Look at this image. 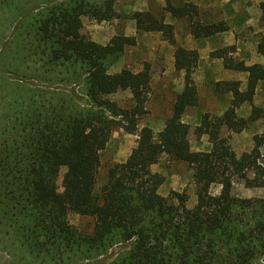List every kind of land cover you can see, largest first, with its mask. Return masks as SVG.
<instances>
[{"label":"trees","instance_id":"obj_1","mask_svg":"<svg viewBox=\"0 0 264 264\" xmlns=\"http://www.w3.org/2000/svg\"><path fill=\"white\" fill-rule=\"evenodd\" d=\"M10 2L17 1L0 0V5ZM114 3L25 0L21 8L14 4L15 16L0 29V242L20 248L33 264H79L116 243L122 246L105 264H264V193L245 197L232 192L234 175L264 187L259 160L264 132L254 134L250 152L239 156L229 134H222L223 128L240 131L264 114L254 105L247 117L236 114L264 80V64L246 65L227 55L232 45L212 52L224 66L246 71V84L240 89L239 80L214 82L232 97L222 114L204 112L192 128L196 135H208L210 149L190 150L191 127L180 116L195 101L196 87L184 49L174 50L175 66L185 68L184 87L155 134L148 125L139 127L150 87L149 64L138 71L125 66L108 72L135 36L119 32L102 44L80 31L83 15L117 17ZM167 12L186 19L198 36L226 29L223 21L201 22L191 1L165 0L156 11L135 10L129 17L137 33L157 30L173 42ZM124 89L131 92L128 105L107 97ZM116 128L137 134L136 144L123 161L108 166L96 188L99 152ZM162 154L191 168L193 206L186 204L185 189L158 193L164 176L150 165ZM214 183L220 185L217 193L210 190ZM69 211L91 216V231L70 224Z\"/></svg>","mask_w":264,"mask_h":264},{"label":"crops","instance_id":"obj_2","mask_svg":"<svg viewBox=\"0 0 264 264\" xmlns=\"http://www.w3.org/2000/svg\"><path fill=\"white\" fill-rule=\"evenodd\" d=\"M160 5H164V0H156ZM191 1L199 6L205 5L209 8H214L219 14V17L228 24L227 6L229 0H184ZM202 1V2H201ZM148 0H134L126 4L125 12L130 9L133 10H145L148 9ZM201 2V3H200ZM233 2V1H232ZM141 5V7H138ZM234 6V4L232 3ZM227 15V16H226ZM165 21L174 25V39L173 42H169L164 39L160 31H146L138 35L135 30V21L133 18H127L124 23H119L117 18H114L113 22L108 27L100 28L97 31V35L92 36L93 40L105 44L116 33V31L122 30L124 35L135 36V43L132 46L139 47L145 46L148 51L147 55L136 54L134 49L128 56L120 55L117 60L111 64L108 72H117L123 67H129L133 71H138L143 68L144 64H149L151 72L150 87L147 92L146 102L144 104L145 113L142 115L139 125H148L156 134L164 127L166 118L172 112V105L175 100V94L182 91L184 87V67L175 66L174 50L176 47L184 49V55L191 59L190 77L192 78L196 92L194 94L195 101L192 104H187L180 116V120L184 123L190 124V131L188 134L189 148L194 151H208L211 147V143L208 141V135L202 133L200 135L193 134L192 128L197 126L201 119V114L204 112H210L220 115L229 104V100L232 97L230 91L217 90L213 82L219 80H239L240 89H244L246 84L247 72L242 70H236L224 66L222 57L212 54L213 51L222 48L223 45H229L234 40L227 39L225 32L229 30H223L209 35L206 37H193L189 31H181L179 33V27L177 28L176 18H173L169 12L165 14ZM96 24H92L94 26ZM120 29V30H119ZM95 30V29H94ZM105 34H108L107 38ZM154 37L156 41L153 40ZM216 37L217 39H213ZM238 48V47H237ZM129 50V49H127ZM232 53V54H230ZM252 54H255L253 56ZM227 55H231L233 58L243 60L246 65L251 63L264 64V56L259 53H251L248 55H237L236 48L233 52H227ZM159 64L158 70H152ZM118 94L124 95L128 100L131 98V92L128 89L119 90L110 94V99L121 104ZM118 96V97H117ZM252 105L258 106L264 109V80L257 82L254 95L250 102H242L236 108V114L240 117H247L251 111ZM264 132V114L259 118L249 121L244 128L240 131H229L225 128L222 129L223 135H228V141L235 152L236 156H239L243 151H247L253 146V135L256 133ZM130 134V133H127ZM135 139L128 148L126 156H128L132 147L136 144L137 134H133ZM162 159L165 155L161 156ZM168 162L172 160H167ZM174 161V160H173ZM180 162V161H176ZM152 163L150 169H154ZM183 169V167H182ZM184 176L191 175L190 167L184 168ZM183 169V170H184ZM160 174L164 176L163 182L158 186V192L161 194V189H175L184 188L186 185L191 187L193 182L187 184L176 169L166 170V168L160 167L158 169ZM169 171V172H168ZM178 183V184H177ZM166 193V192H165ZM251 195V194H250ZM247 195V196H250Z\"/></svg>","mask_w":264,"mask_h":264},{"label":"rangeland","instance_id":"obj_3","mask_svg":"<svg viewBox=\"0 0 264 264\" xmlns=\"http://www.w3.org/2000/svg\"><path fill=\"white\" fill-rule=\"evenodd\" d=\"M16 1L17 2H13L12 5H11V2L6 5L5 4L0 5V29L5 27L6 24L9 23L10 18L15 16L16 8L14 4H18V6L16 7L21 8L25 0H16ZM131 1H134V0H115L114 9L116 11L117 17H114V18H117V21L119 23H124V21L127 18H130L129 14L132 11H135L129 8V10L125 12L126 4H128V2H131ZM182 1L184 0H171L173 4H179ZM204 1L206 0H203V2ZM31 3L32 1L28 2V4H31ZM147 3H148V8L153 11H156L162 6L156 0H148ZM232 3L234 4V6L232 5ZM200 5L201 6L197 5L199 13H198V16H196V18H199V20L203 23L223 21L225 23L226 29L229 30L227 33L225 32V35H226L225 37H227V39L235 41V42L230 43L229 45H226V46L223 45L222 46L223 49L224 48L227 49L229 46L232 45L234 50L236 48L237 55H242V54L248 55L254 52V53H259L264 56V0H229V4L227 6L228 24H226V22L219 17V14L215 11L214 8H209V7H206L205 5L203 6V4H200ZM138 7H141V5H138ZM114 18H111L108 20H95L93 18H89L86 15H83L81 16L82 27L80 28V31L86 36L92 38L93 34L97 35V31L100 30V28L103 29V27L105 26L109 28ZM176 20H177L176 23H179L177 24V28L179 27L178 25H180L178 29L179 33H180V30L185 31V32L189 31V33L193 37H206V36L195 35L191 31L190 26L188 22L186 21V19L178 18ZM92 24H96V25L92 26ZM173 30H174V25H173ZM7 31H9L8 28H6V32ZM119 32H122V30L116 31L115 34H118ZM142 33L143 32H140L138 33V35L140 36V34ZM107 36L109 35L105 34L106 38ZM156 38L157 37H154L153 40L156 41ZM213 39H217V38L214 37ZM140 48H142V52ZM222 48L218 47V49H222ZM16 49H18V47H16ZM133 49L136 52V54H139L140 52L141 54H144V55L148 54V51L146 50L145 46L139 47V45L137 46L135 45L131 47V45H127L121 55L128 56L129 53ZM227 50H228V53L234 51V50H231V48ZM252 55L255 56V54H252ZM158 67H159V64L155 66L154 68H152V70L157 71ZM214 82H213V85H214ZM109 95L107 97L110 98ZM118 96L120 97V100H121L120 105H128L130 103L129 100L124 97V95L118 94ZM139 127L141 126L139 125ZM127 133L129 132L124 131L122 128H116L115 130L111 132L105 147L100 150L99 152L100 164L97 169L96 185H95L96 188L105 181L108 166L112 164L113 162L123 161L127 157L126 152L129 150L128 148L133 143V139H135V136L133 135V133H130V134H127ZM193 134L194 133H192L191 135L190 133V136L193 137ZM251 149L252 148H250L247 151H243V152H250ZM259 149H260V159L259 160L263 161L264 163V144L260 146ZM162 155H165V154H162ZM161 156L159 157L157 162L153 164L154 169H157V170H153V172H157L160 175V172L158 171L160 167L166 168V170H169V171L170 169L173 168V169H176V172L178 173L180 170V174L182 178L184 179V181L187 182V184L192 181V172H191V175L189 176L187 175L186 177L184 176V171H186L184 168L187 167V165L184 162H176L173 160L168 162L167 160H170V159L166 155L164 159H162ZM182 167L184 170L182 169ZM64 171H65V167L64 166L60 167L58 176L56 179V183H57L59 190L62 189L61 178H62ZM251 174L252 173H249L248 176H251ZM191 187L193 188H188V186L186 185L184 188H182V189H185L188 194V199L186 202L188 206H193L196 202L194 183L192 184ZM219 189H220V185L217 183L212 184L210 187V190L212 193H217ZM171 190L172 189L165 190L164 188H162L161 194L168 195ZM177 190H181V188H178ZM157 191H158V188H157ZM232 192L239 196H245V197H249L247 195H250V194H251L250 196H261L264 193V187L247 185L245 184L244 179L241 176L234 175ZM67 221L70 224H72L78 231L90 232L93 226L94 219L91 216L80 215L73 211H69L67 214ZM6 245H8L7 242L4 244L0 242V264H33L31 262H28L27 254L23 252L22 250H20V248L10 247ZM121 246H122L121 243H116L112 245L111 247H109L104 253H101L94 258L84 259L79 264H105L114 257V255L120 249Z\"/></svg>","mask_w":264,"mask_h":264}]
</instances>
